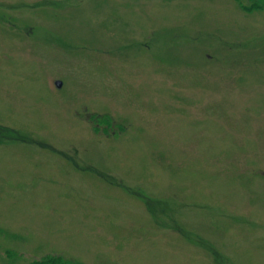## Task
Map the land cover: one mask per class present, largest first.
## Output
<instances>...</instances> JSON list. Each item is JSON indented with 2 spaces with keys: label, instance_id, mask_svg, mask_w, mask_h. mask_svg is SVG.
<instances>
[{
  "label": "rangeland",
  "instance_id": "1",
  "mask_svg": "<svg viewBox=\"0 0 264 264\" xmlns=\"http://www.w3.org/2000/svg\"><path fill=\"white\" fill-rule=\"evenodd\" d=\"M250 2L0 0V264H264Z\"/></svg>",
  "mask_w": 264,
  "mask_h": 264
},
{
  "label": "trees",
  "instance_id": "2",
  "mask_svg": "<svg viewBox=\"0 0 264 264\" xmlns=\"http://www.w3.org/2000/svg\"><path fill=\"white\" fill-rule=\"evenodd\" d=\"M250 4H246V8L253 9V8H261L263 7L264 0H250ZM243 4V3H242ZM245 5V4H243ZM31 264H66L62 261H53V260H42V261H33Z\"/></svg>",
  "mask_w": 264,
  "mask_h": 264
},
{
  "label": "water",
  "instance_id": "3",
  "mask_svg": "<svg viewBox=\"0 0 264 264\" xmlns=\"http://www.w3.org/2000/svg\"><path fill=\"white\" fill-rule=\"evenodd\" d=\"M55 85H56L57 87H60V86H61V81H60V80L55 81Z\"/></svg>",
  "mask_w": 264,
  "mask_h": 264
}]
</instances>
